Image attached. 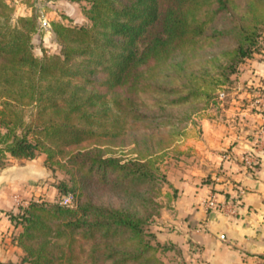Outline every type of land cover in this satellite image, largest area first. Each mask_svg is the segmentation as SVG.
<instances>
[{
    "label": "trees",
    "instance_id": "obj_1",
    "mask_svg": "<svg viewBox=\"0 0 264 264\" xmlns=\"http://www.w3.org/2000/svg\"><path fill=\"white\" fill-rule=\"evenodd\" d=\"M78 1L90 4L83 9L90 26L52 22L60 53L38 58L36 15L13 24L14 9L0 0V160L45 153L72 177L61 190L78 198L76 208L31 201L8 213L22 228L15 241L25 257L0 264H163V246L149 229L161 209L153 158L173 139L150 142L158 129L148 123L156 117L143 110L153 97L164 116L168 107L200 97L203 86L227 82L256 51L264 0H252L242 15L250 23L224 33L214 23L235 16L236 0ZM232 33L237 44L217 77L207 71L181 88L158 83L173 67L185 70L204 42ZM178 57L180 66H170ZM127 135L134 136L136 157L108 156L113 150L102 146L116 147ZM96 185L114 190L117 200L94 202L88 190Z\"/></svg>",
    "mask_w": 264,
    "mask_h": 264
},
{
    "label": "crops",
    "instance_id": "obj_2",
    "mask_svg": "<svg viewBox=\"0 0 264 264\" xmlns=\"http://www.w3.org/2000/svg\"><path fill=\"white\" fill-rule=\"evenodd\" d=\"M68 2L60 0L59 5L67 9ZM20 7L23 16L32 15L26 0ZM240 79L248 88L224 94L196 114L168 153V185L159 198L160 215L151 225L164 246L163 264H261L264 259V151L258 153L260 166L254 171L240 163L261 125L252 102L254 90L264 84V62L244 66ZM9 161L0 168V262L18 263L23 252L15 236L21 227L8 216L16 212L12 196L52 197L55 192L34 186L45 172L39 164ZM211 197L238 202L237 215L209 210L206 201Z\"/></svg>",
    "mask_w": 264,
    "mask_h": 264
},
{
    "label": "rangeland",
    "instance_id": "obj_3",
    "mask_svg": "<svg viewBox=\"0 0 264 264\" xmlns=\"http://www.w3.org/2000/svg\"><path fill=\"white\" fill-rule=\"evenodd\" d=\"M5 1L14 9V17L12 21L13 24H17L18 18H30L33 14L36 15L38 29L36 33L32 35V45L33 53L38 58H43L45 55L60 53L61 47L58 44L55 34L52 30V22H60L66 26L77 27L90 26L91 24L90 20L83 14V9L90 7V4L86 1L68 0L69 7L67 9H62L61 5H59L60 0H26L27 5L29 6L28 11H32V15L30 17L23 16L22 14H24V12L22 9H20V6H22V2L25 0ZM251 1L252 0H236L232 8L235 16L233 17L229 15L226 18L222 17L221 19L216 21L214 23V29L216 30V32L218 31L224 33V31L226 32L227 30L233 28V26L240 25L242 22H244L245 24H247V22L250 23L251 20L249 17L246 18L247 21L241 18L248 9ZM259 15H261V17H264V7L263 9H261ZM257 34L258 35L256 38L255 53L252 55V57L244 59L243 61H241V63L237 64L238 67L236 73L230 75L227 82L221 84L220 82L218 84L211 83L208 87L203 86L201 89V92L203 94L200 97H197L179 106L168 107L166 112L164 113V116L161 115L162 113H160L158 107L156 105H153V97L151 98V101L149 100L148 103L149 106H151L150 109L143 110L144 112H148L151 116L156 117L155 120L152 121V123H148L149 126H152V128L158 129V131H156L157 136L154 139L150 140V142L155 144L157 140H160V137L162 138V136H164L163 140H165V142H167V140L173 139V143L169 149H167L163 153H159L156 157L153 158V160L155 161V167L157 168L158 177L156 189L158 195L155 200L159 205V198L162 196L164 188L168 185L166 175V160L168 159V153L170 152L171 148L174 147L184 135L188 125L191 122L195 121L194 117L196 116V114H198L202 110H206L212 107L213 105H216L219 98H221V94H225L226 96L228 93L244 91L248 88L245 86V84H247L245 81H240V78L244 71V66H257L258 63L264 62V21L258 24ZM236 44L237 38H235L233 33L225 37H220L217 41L214 40L211 45H208V42H204L203 49L200 50V52L196 55H190V59L187 60L186 63H183V66H185V70L179 73V71H177L179 69L173 67L170 71H167V77H164L163 79L161 78L158 83L168 88H181L186 87L193 82H199V80H196V78H201V76H204L207 71H210L211 77H217V75L220 74V70L219 68H217V66H228V64H230V58L229 56H226V54L233 50ZM182 60V57H178L171 61L172 65L170 66H180L179 64ZM223 79L224 77L222 76L218 80ZM133 140V135H127L124 138L116 141V147L104 144L102 148H104L105 150L111 148L113 150L112 153H108V156L118 157L122 160H130L136 157V155L132 153V149H134V145L132 144ZM85 146H90V143L86 144ZM9 159H13V163L16 164L26 162L34 163L35 165L39 164L40 167L44 168L45 172L44 175L36 181V184L34 186L40 189L47 188V192L50 190L55 192L52 197H47L44 193H41L38 196H28L25 198L21 197V195L19 194H14L12 196V200L16 211L15 213L18 212V209L20 207L26 206L31 201H45L49 203L61 204V202L64 200V197L68 195H72L74 198L73 206L68 208L77 207L78 198L73 194H67L68 192L61 190L63 189L61 184L64 182L67 183L69 187L72 186L73 183L71 175L66 169L48 161L47 155L45 153H39L33 160L8 157L7 160H0V168H4L6 165L12 163L9 161ZM88 194L91 199L97 203H106L111 200L112 202H115L117 200L116 192L112 189L110 190L105 186H92L88 190ZM15 198H18L19 201L21 200L20 205H18ZM151 225L152 223L149 226L150 230ZM17 236H15V238ZM163 249L161 250V252L163 251ZM24 257L25 253L23 252V257H21V260L18 263H22Z\"/></svg>",
    "mask_w": 264,
    "mask_h": 264
},
{
    "label": "built area",
    "instance_id": "obj_4",
    "mask_svg": "<svg viewBox=\"0 0 264 264\" xmlns=\"http://www.w3.org/2000/svg\"><path fill=\"white\" fill-rule=\"evenodd\" d=\"M220 97L224 98V94H221ZM252 103L253 107L261 114V125L252 136V148L244 152L240 158L242 168L250 172L260 166L258 153L264 151V84H259L254 90ZM15 200L20 205L21 200L19 201L18 198H15ZM73 204L74 198L72 195L65 196L61 202V205L65 207H72ZM206 204L209 210L226 211L233 217L237 215L240 206L238 202H219L216 197L208 199ZM260 263L264 264V259Z\"/></svg>",
    "mask_w": 264,
    "mask_h": 264
}]
</instances>
